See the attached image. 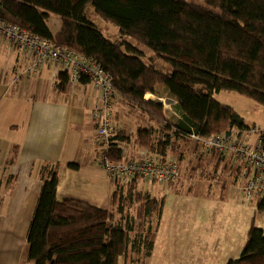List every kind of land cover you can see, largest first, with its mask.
Wrapping results in <instances>:
<instances>
[{"label":"trees","instance_id":"1","mask_svg":"<svg viewBox=\"0 0 264 264\" xmlns=\"http://www.w3.org/2000/svg\"><path fill=\"white\" fill-rule=\"evenodd\" d=\"M202 1L0 0V18L96 60L111 75L116 133L102 151L112 160L131 159L124 147L136 145L160 165L173 161L179 166L188 155L181 143L194 142L197 157L210 154L197 149L193 136L250 129L235 109L215 100L216 94L235 92L264 107V0ZM89 7L118 29V39L91 21ZM51 14L61 20L57 33L49 25ZM127 38L153 57L145 61ZM157 60L171 65L172 72L158 71ZM58 81L59 91L65 92L70 74L62 70ZM146 93L167 99L174 118L166 116L164 105L145 99ZM118 104L136 118L134 138L121 129L125 124ZM261 140L264 148V134ZM57 167L43 170L22 264H119L121 258L124 264H146L164 199L142 190L140 178L132 177L126 184L114 182L111 211L76 199L59 201ZM257 207L264 212V198ZM226 264H264V230L254 221L240 257Z\"/></svg>","mask_w":264,"mask_h":264},{"label":"crops","instance_id":"2","mask_svg":"<svg viewBox=\"0 0 264 264\" xmlns=\"http://www.w3.org/2000/svg\"><path fill=\"white\" fill-rule=\"evenodd\" d=\"M51 29L57 33L60 27ZM29 60L28 54L17 52L0 36V264H22L28 230L42 189L43 170L47 166H58L59 201L76 199L104 210L113 208L114 182L97 161L100 148L91 117L100 95L90 83H70L65 92H60L58 75L62 70L50 62L32 75H23ZM124 151L132 159L148 156L146 151L131 146H125ZM193 161L198 172H207L198 177H222L232 185L234 195L241 168L237 159L227 156L222 160L215 151L199 157L197 152L193 156L187 155L178 161L180 183L194 177ZM70 164L79 167L73 169ZM152 185L166 192L175 191L179 182L174 186ZM141 187L146 188V183ZM231 197L236 206L243 205ZM210 198L213 202L214 198L211 195ZM163 220L164 212L153 254L146 264L151 263L159 249L167 251L186 244V238L175 242L171 239L174 231L181 234L182 230L167 224L162 229ZM207 223L208 227L199 236L201 243L195 237L191 241L196 245L191 257L197 256L198 264H226L238 259L243 250V239L238 243L233 232L226 233L217 226L210 228L211 219ZM188 230L183 229L184 232Z\"/></svg>","mask_w":264,"mask_h":264},{"label":"built area","instance_id":"3","mask_svg":"<svg viewBox=\"0 0 264 264\" xmlns=\"http://www.w3.org/2000/svg\"><path fill=\"white\" fill-rule=\"evenodd\" d=\"M0 36L17 52L30 56L23 75H32L50 62L70 74L72 85L80 84L82 78L89 79L94 90L100 95L99 102L91 113L97 141L101 144L98 163L113 182L124 183L132 177H139L165 186L178 180L180 169L176 162L160 165L149 157L141 160L114 161L102 151L109 145V138L116 133L111 106L114 89L111 75L96 60L64 48L52 40L31 34L1 18ZM193 139L202 152L215 151L219 156H233L241 163L236 203H251L264 198V148L260 130L250 128L230 136H193Z\"/></svg>","mask_w":264,"mask_h":264},{"label":"rangeland","instance_id":"4","mask_svg":"<svg viewBox=\"0 0 264 264\" xmlns=\"http://www.w3.org/2000/svg\"><path fill=\"white\" fill-rule=\"evenodd\" d=\"M191 1L199 5H204V2L202 0ZM87 14L91 21L109 38L115 40L120 37L118 29L114 25L102 20L99 16H97L94 13L92 7L88 8ZM49 25L53 29L60 27V18L56 15L51 14L49 18ZM126 42L130 45L137 47L140 51H142L144 54L145 61H149L151 57H153L152 52H150L144 46L138 45L135 41L131 40L130 38H127ZM154 65L155 68L160 72H172L171 65L162 60H157L156 62H154ZM146 95V97L148 98L145 99L149 101H153L158 104H161L162 101L166 116L169 119L174 118L175 114L172 111V107L167 99L164 100L157 98L156 96L150 93H146ZM215 100H217L221 104L230 106L235 109L251 129L262 130L264 132L263 106L257 104L253 100L246 98L243 95L229 91H223L219 94H216ZM118 105V107L120 108L119 116L121 115V118L123 120L122 123L125 124L123 125V127L121 126V129L125 134L130 135L134 138L135 136L133 135L137 130L135 124L136 118L134 115L129 114L128 110L122 105ZM181 145L187 151L188 155H193L195 150L194 142H184L181 143ZM136 148V145H133L132 149ZM141 159L143 158H140V160ZM193 164L195 165H193L191 168H194V177L192 179H190L189 177L188 182L187 180H184V182L180 183V179L178 181L176 180L172 184L174 186L175 183L179 182V185L175 188L176 190L173 189L175 191L168 190L166 192H162L158 189L156 185H152L158 183L140 178V188L142 190H149L153 195H156L158 196V198L161 199L164 198L165 200L163 209V221L165 225L163 224L162 229L166 228V224L173 228L179 227L182 230V233L179 234L178 232L174 231L171 234V239L174 242L180 238L187 239L186 244L182 246L177 245L176 247L167 251L159 249L156 252V255L153 257V260L149 264L200 263L197 256L191 257V255L195 253L194 249L196 248L195 243H191V241L195 237L201 243V239L199 236L203 234V232L208 227L207 222L210 219V228H215V226H217L226 233L233 232L234 235L236 234L235 236L237 237L238 243H241L243 239L242 249L244 248L247 242L248 232L252 226L253 221L255 222L256 227L264 230V212H258V202H253L255 205L253 203H245L243 205H240L244 209L236 206L231 196L235 198L237 193V186H235V193L233 195V192L231 191L232 185L227 184L222 177L219 176L220 178L217 179L212 176L214 178H207L208 180L206 178H200L198 177V174L201 173L203 175H206L207 172H198L196 170V162L193 161ZM126 183L127 182H121V184ZM144 183H146V188L141 187ZM210 195L214 198L213 202H211L212 198L209 199ZM184 228H188L190 230H188V232H184ZM191 232L195 233L196 235L194 236L190 234ZM119 264H124V260L122 258L120 259Z\"/></svg>","mask_w":264,"mask_h":264},{"label":"bare ground","instance_id":"5","mask_svg":"<svg viewBox=\"0 0 264 264\" xmlns=\"http://www.w3.org/2000/svg\"><path fill=\"white\" fill-rule=\"evenodd\" d=\"M146 96H147V95L145 94V95H144V98H148V97H146Z\"/></svg>","mask_w":264,"mask_h":264},{"label":"water","instance_id":"6","mask_svg":"<svg viewBox=\"0 0 264 264\" xmlns=\"http://www.w3.org/2000/svg\"><path fill=\"white\" fill-rule=\"evenodd\" d=\"M161 104H162V101H161Z\"/></svg>","mask_w":264,"mask_h":264}]
</instances>
